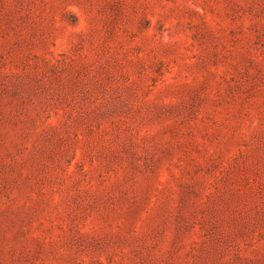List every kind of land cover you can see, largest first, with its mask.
Returning <instances> with one entry per match:
<instances>
[{"label":"rangeland","instance_id":"rangeland-1","mask_svg":"<svg viewBox=\"0 0 264 264\" xmlns=\"http://www.w3.org/2000/svg\"><path fill=\"white\" fill-rule=\"evenodd\" d=\"M0 264H264V0H0Z\"/></svg>","mask_w":264,"mask_h":264}]
</instances>
